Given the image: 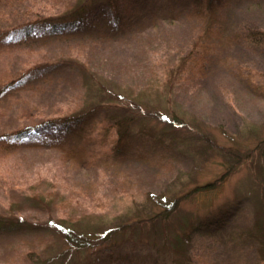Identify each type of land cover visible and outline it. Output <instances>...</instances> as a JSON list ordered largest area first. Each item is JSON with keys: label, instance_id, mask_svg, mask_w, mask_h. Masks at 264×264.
<instances>
[{"label": "rangeland", "instance_id": "rangeland-1", "mask_svg": "<svg viewBox=\"0 0 264 264\" xmlns=\"http://www.w3.org/2000/svg\"><path fill=\"white\" fill-rule=\"evenodd\" d=\"M13 1L17 0H0L8 6L0 9V28L10 26L15 17L7 13L12 9L25 19H69L66 14L83 6L76 19L85 22L92 18L88 11L95 15L105 2ZM191 2L135 3L136 13L120 21L125 27L135 23L123 36L109 37L113 22L98 19L99 27L85 24L88 30L82 35L0 53V83L30 66L55 62L51 71L43 70L32 83L0 98V136L28 127L30 135L34 124L53 122L49 131L64 147L81 148L91 163L79 166L81 160L66 155L64 148H0V217L13 211L32 225L24 226L25 231L39 228L23 237L2 238L0 264H7L6 257L19 249L31 256L51 255L61 243L45 231L51 214L55 221L84 216L80 221L95 228V246L76 261L88 255L91 264H115L120 259L109 260L112 253L126 256L121 259L126 264H264L255 235L257 224L264 229L259 202L264 182V95L243 89L228 76L239 68L264 88V51L244 45L225 48L228 65L223 70L202 79L196 90L190 83L178 88V72L181 78L189 74L183 72L188 60L181 70L178 67L194 47L201 24L184 16ZM224 15V30L264 31V0L233 2ZM164 80L173 84L167 96L158 94ZM120 95L138 103V117L121 109L116 101ZM98 103L111 108L99 109ZM66 118L80 121L70 129L61 122ZM116 119L130 120L121 129V142L118 129L111 126ZM172 197L177 198L178 210L168 222L167 250L153 225L129 223L161 213ZM121 223L129 227L96 244L99 236ZM192 223L194 230L189 229ZM186 230L191 233L182 250L171 249L175 237ZM13 259L12 264H28L24 257Z\"/></svg>", "mask_w": 264, "mask_h": 264}, {"label": "trees", "instance_id": "trees-1", "mask_svg": "<svg viewBox=\"0 0 264 264\" xmlns=\"http://www.w3.org/2000/svg\"><path fill=\"white\" fill-rule=\"evenodd\" d=\"M141 1L142 0H132L130 3H128V0H105V2H103L101 5L97 6L96 13H94L95 15L92 13L93 10L88 11V16L92 18H87L85 22H80L76 19L79 17L83 6H78L77 8L73 9V11L71 10L65 15L71 20L62 17L48 19L43 17H30L25 19V17L14 14L16 11H13V9L9 10V12L11 11L12 13H7L8 18H10L11 15L15 18L11 21L9 27L0 28V53H4L6 50H22L23 48L30 46L44 44L45 41L52 39H61L67 36L82 35V33L88 30L84 27L85 24L90 25L91 27L95 25L96 28H98V23L100 22L98 19L105 23H108V21L113 22V30H109V37L115 36L117 33V35L123 36L127 29H131L135 23L129 27H125L124 23L121 24L120 21L123 20L122 18L125 17V15L132 16L134 13H136L137 5L135 3H140ZM237 1L242 0H192L190 7L183 11L185 17L196 21H201V24L199 25V34L195 38L194 47H192L191 52L188 54V58L183 59L182 61H184V63H181V65L178 67V70H181V67L185 64V60H188L189 64L184 66L185 70L183 72H188L189 74L187 73V77L181 78L180 72H178V79L175 80V85H177L178 88L183 87L185 83H190L196 90L200 87V82L202 79L206 80L208 76L216 72L218 68L223 70V67L228 65V58L225 53L228 47L231 48L244 45L246 49H253L252 47H254L255 49L258 48L259 50L261 49V51H264V46L261 47V43L264 45V31L242 33L241 31L233 30L231 27H226V30L223 29L224 25L226 26L227 21V16L224 15L226 9H229L232 3ZM16 2L20 4L18 0L13 1L14 4H16ZM5 4L6 3L2 2L0 5V9L3 8V11H5V7H8L7 5L5 6ZM76 21L78 24H76ZM137 25L139 24H136V26ZM100 30L101 29L99 28V31ZM53 64H55V62L30 66L21 71V73L16 78L12 80L7 79L8 81L5 80L4 83L1 82L0 98H4L5 93H7L10 89L16 90L17 88H20L21 84L32 83L34 78L38 77L43 70H46L47 72L51 71ZM62 64L65 63L62 62ZM247 70L249 71V68ZM241 71L242 70L239 68L236 70L233 69L230 73H228V76L235 79L237 83L244 85L243 89L246 90L248 87L257 96H263L264 88L257 87V85L251 82L250 77H248L247 74L244 75V73ZM240 79H243L244 82H239ZM172 87L173 84L169 80H164L161 83V90L158 92V94L160 93L159 95L162 96L163 94L164 96L170 95ZM117 99V102L122 103L121 109L125 110V112L135 114V117L140 115V113L137 111L138 103L135 100L131 101L125 99L122 95H120ZM127 105L129 106L128 110L126 108ZM95 107L103 109L102 107H110V104L99 105L98 103ZM135 110L136 113L134 112ZM79 121V119L74 121L73 118L71 120L66 118L61 122L63 123L64 127L73 129L74 123ZM129 121L130 120L116 119L111 125L112 127H116L118 129V140L120 142L121 139L125 137V135H122L121 129L124 128V124L125 127H127ZM52 124L53 122L48 121L38 122L32 126L34 131L30 135L28 134L30 127H28L27 130L23 129L19 133L0 136V148H64V150H66V155H72L71 158L81 160V163L79 164L76 162L79 166L88 167L91 163L88 161L86 153L83 152L81 148L64 147V142L57 139L54 134L49 131ZM27 134L28 137L24 138ZM67 159L69 158L67 157ZM261 186L262 187L259 189V202L262 209V217L264 218V182ZM175 198L176 197H172V200L162 210L161 213H156L152 216L148 215L144 218L135 220L129 223L130 226H142L145 224L153 225L156 229L157 235L162 240L163 249L169 250L167 246L171 242H169L170 239L167 237L168 228L170 227L168 222L170 221L169 219L171 218V215H173V213L178 210L176 208L178 201L177 198ZM38 205L42 204L38 202ZM51 205L52 202L49 206L50 210H52L50 208ZM38 208L39 207L37 206V209ZM48 212L52 213V211ZM9 215L10 216L6 218L0 217V240L2 238L11 239L15 237H23L26 235L25 233L30 230L33 232L39 230V228H31L30 230L25 231L24 226H32L31 224H27L29 223L28 220H25L20 216L17 217V214L15 212L13 213V211H11ZM53 218V214L47 217L49 220H47L44 228L45 231H50L53 235H56L60 239L61 243L57 244L55 251L51 255L43 257H38L37 255L31 256L29 251H26L25 249H19L18 251L13 252L15 253V256H7V262H4L7 264H12L10 262L14 261L13 257H18L20 259L24 257L27 259L28 264H76V262H82V264H91L89 261L90 257L88 255L82 256L83 258L81 257L79 261H76V257L84 255L87 253V250H90V248L95 246L92 240L93 238L91 239V235L95 228L82 223L80 220L84 218V216L78 218L76 217V214H74L72 217L61 218L58 221L53 220ZM123 224L125 223L117 224L115 227L105 231L101 236L98 237L99 240L96 241V244L106 243L108 241V238H106L107 235L112 233H120L122 230L129 227L122 226ZM255 227V235H259L258 238H260V243H258V245L262 250V254L264 255V229L261 223L257 224ZM195 228H197L195 224L189 227L190 230H194ZM190 230H186L183 233V236L179 238L178 236L175 237V242L171 245V249L177 250L179 248L178 252L179 250H182L181 247L184 246L186 239L189 238L191 233ZM180 254L182 257H184L186 252L184 251V253ZM32 257L35 258L32 259ZM108 258L111 261L119 258L120 261L115 264H126L121 261V259L127 257H115L112 255V253H109ZM173 261L176 262V258L173 257Z\"/></svg>", "mask_w": 264, "mask_h": 264}]
</instances>
